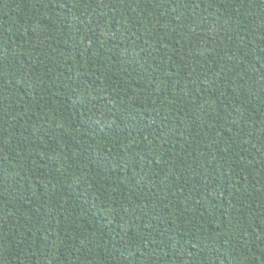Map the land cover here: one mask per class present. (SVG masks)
<instances>
[{
    "label": "trees",
    "instance_id": "obj_1",
    "mask_svg": "<svg viewBox=\"0 0 264 264\" xmlns=\"http://www.w3.org/2000/svg\"><path fill=\"white\" fill-rule=\"evenodd\" d=\"M0 264H264V0H0Z\"/></svg>",
    "mask_w": 264,
    "mask_h": 264
}]
</instances>
